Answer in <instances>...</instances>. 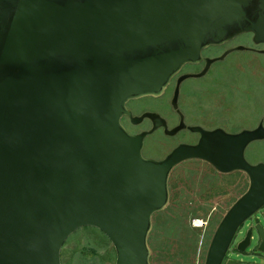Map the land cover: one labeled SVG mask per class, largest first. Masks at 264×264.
Listing matches in <instances>:
<instances>
[{"label":"water","instance_id":"95a60500","mask_svg":"<svg viewBox=\"0 0 264 264\" xmlns=\"http://www.w3.org/2000/svg\"><path fill=\"white\" fill-rule=\"evenodd\" d=\"M248 34L264 46V0H0V264H62L64 244L86 227L110 240L116 264H152L153 217L170 203L171 174L190 160L249 178L205 264H224L238 237V254L264 261V163L246 158L264 141V119L238 133L208 130L189 126L179 105L183 82L234 52L264 54L238 46L204 56ZM177 77L179 125L129 109L163 97ZM126 117L152 128L132 134ZM161 129L199 140L146 158L147 137Z\"/></svg>","mask_w":264,"mask_h":264},{"label":"rangeland","instance_id":"374dc122","mask_svg":"<svg viewBox=\"0 0 264 264\" xmlns=\"http://www.w3.org/2000/svg\"><path fill=\"white\" fill-rule=\"evenodd\" d=\"M255 46L252 35H243L233 42L212 47L206 57H219L227 49ZM202 70V65L188 66L184 72ZM172 88L161 98L133 101L129 109L135 116L156 112L164 117L170 128L179 123L172 108ZM180 110L189 126H202L213 130L223 128L230 133L256 128L264 119V54L234 52L224 61L214 64L201 79H192L182 86ZM123 124L132 134L152 128L146 120L132 125L127 118ZM198 134L183 131L175 137L164 134L163 129L147 137L144 156L163 160L182 143L195 144ZM246 158L250 163H264V141L252 144ZM171 199L168 207L153 217L149 237L152 264H205L213 235L233 204L248 190L249 178L237 172L221 174L210 164L190 160L180 164L171 174ZM234 242L224 264H264L255 257L238 254ZM234 261V262H233ZM62 264H116V252L110 240L98 229L82 228L74 233L62 249Z\"/></svg>","mask_w":264,"mask_h":264},{"label":"flooded vegetation","instance_id":"af4514ba","mask_svg":"<svg viewBox=\"0 0 264 264\" xmlns=\"http://www.w3.org/2000/svg\"><path fill=\"white\" fill-rule=\"evenodd\" d=\"M229 49H232V48H229ZM229 49H227V50H229ZM226 50V51H227ZM225 51V52H226ZM224 52V53H225ZM223 53V54H224ZM205 56V55H204ZM206 57V56H205ZM206 58H216V57H206ZM200 65H202V70H200L199 72L198 71H196V72H184V70L182 71V73H181V75H185V74H198V73H200V72H202L203 71V69H204V67H205V63H202V64H200ZM200 65H196V66H200ZM191 67H195V66H193V65H190ZM188 67V66H187ZM212 68V67H211ZM211 70V69H210ZM180 75V76H181ZM178 78L179 77H177L174 81H173V83H172V85H171V87L170 88H172V90H173V96H174V92H175V90H176V87H177V82H178ZM193 79V78H192ZM192 79H189V80H192ZM189 80H187V81H189ZM187 81H185V82H183L182 84H181V91H182V86H183V84L184 83H186ZM169 88V89H170ZM173 99V98H172ZM132 111V110H131ZM176 112V111H175ZM177 113V112H176ZM133 114H134V112H133ZM135 115V114H134ZM143 115V114H142ZM178 115V114H177ZM179 116V115H178ZM127 118V117H126ZM128 119V121L131 123V121H130V119L129 118H127ZM146 121V120H145ZM149 121V120H148ZM151 123V122H150ZM179 123H180V117H179ZM179 123H178V125H179ZM132 124V123H131ZM133 125V124H132ZM151 125H152V123H151ZM255 220L254 221H256L257 220V217H255L254 218ZM249 224H253V222H250Z\"/></svg>","mask_w":264,"mask_h":264},{"label":"crops","instance_id":"0c3cea01","mask_svg":"<svg viewBox=\"0 0 264 264\" xmlns=\"http://www.w3.org/2000/svg\"><path fill=\"white\" fill-rule=\"evenodd\" d=\"M234 262V261H233Z\"/></svg>","mask_w":264,"mask_h":264}]
</instances>
